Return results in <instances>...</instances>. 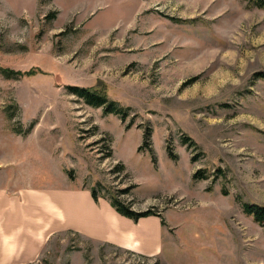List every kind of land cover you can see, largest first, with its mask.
Segmentation results:
<instances>
[{
	"label": "rangeland",
	"instance_id": "1",
	"mask_svg": "<svg viewBox=\"0 0 264 264\" xmlns=\"http://www.w3.org/2000/svg\"><path fill=\"white\" fill-rule=\"evenodd\" d=\"M258 72L264 9L247 0H0L6 183L134 186L120 198L157 214L163 242L147 255L69 231L32 264H264L243 210L264 205ZM73 86L104 87L126 122Z\"/></svg>",
	"mask_w": 264,
	"mask_h": 264
},
{
	"label": "crops",
	"instance_id": "2",
	"mask_svg": "<svg viewBox=\"0 0 264 264\" xmlns=\"http://www.w3.org/2000/svg\"><path fill=\"white\" fill-rule=\"evenodd\" d=\"M6 174L0 172V264L37 262L53 238L69 231L147 255L163 247L154 216L135 222L78 185L11 188Z\"/></svg>",
	"mask_w": 264,
	"mask_h": 264
},
{
	"label": "trees",
	"instance_id": "3",
	"mask_svg": "<svg viewBox=\"0 0 264 264\" xmlns=\"http://www.w3.org/2000/svg\"><path fill=\"white\" fill-rule=\"evenodd\" d=\"M247 1L253 7L264 9V0H247ZM256 76L264 78V73L258 72ZM68 89L73 95H76L79 98L85 100V102L90 106L95 108H104L106 114H115L126 122V119L129 115L127 109L122 108L117 102L109 99V96L107 95V91L105 90L104 87L99 86V88L92 89V88H82L78 86H73V87H69ZM183 141L184 143L188 144L190 139L185 138ZM168 154L171 158L173 159L176 158L173 152H169ZM120 167H122L123 169L125 168V166L122 165L117 167L116 170L119 169ZM221 171H222L221 169H218V172ZM209 177L210 176L206 175V172L204 170H199L193 175V178L195 180L207 179ZM133 188L134 186H129L123 190H120V192H117V195L110 194L109 196L107 194H100V191L96 187L90 189L93 198L95 199L96 202L99 201V198L108 199L111 205L113 206V208L119 214L128 217L135 222L139 221L141 218H145L153 215L157 216V214L154 213L151 209L146 211H136L132 208L131 201L128 203L120 198V196L122 195L130 194ZM243 210L247 215L252 216L256 223H258L261 226H264V205L257 203H245L243 205ZM163 225H164V219H163Z\"/></svg>",
	"mask_w": 264,
	"mask_h": 264
}]
</instances>
